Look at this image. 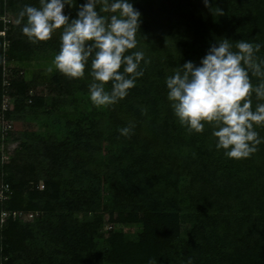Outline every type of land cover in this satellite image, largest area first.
Returning a JSON list of instances; mask_svg holds the SVG:
<instances>
[{"label":"trees","instance_id":"16d2710c","mask_svg":"<svg viewBox=\"0 0 264 264\" xmlns=\"http://www.w3.org/2000/svg\"><path fill=\"white\" fill-rule=\"evenodd\" d=\"M84 2L65 13L75 18ZM131 2L141 23L129 52L150 63L125 98L96 106L90 60L82 78L53 64L61 29L36 43L22 32L19 12L39 0H0V103L4 92L13 98L5 118L53 128L0 130V146L17 142L7 160L0 150V264H264V143L227 158L211 125H180L165 85L221 38L260 43L264 59V0ZM256 131L264 137V126Z\"/></svg>","mask_w":264,"mask_h":264},{"label":"clouds","instance_id":"9594fccd","mask_svg":"<svg viewBox=\"0 0 264 264\" xmlns=\"http://www.w3.org/2000/svg\"><path fill=\"white\" fill-rule=\"evenodd\" d=\"M204 3L207 6L208 0ZM66 6H74L73 0H39L38 7L26 4L18 14V23L33 43L46 41L61 29L55 68L69 78H82L90 60V100L96 106L113 105L144 75L141 63H150L144 51L129 52L137 49L141 13L131 0H85L75 18L65 13ZM231 41L221 38L210 45L199 64L186 61L174 69L165 85L181 126L189 133H200L205 124L211 125L216 149L227 158L241 159L264 143L256 131L264 126V102L253 107L251 99L254 93L264 101V59L256 55L260 43ZM250 73L261 78L258 84H252ZM109 81L111 89L106 90ZM131 131L132 126L120 129L124 136ZM187 264H193L192 260Z\"/></svg>","mask_w":264,"mask_h":264},{"label":"rangeland","instance_id":"374dc122","mask_svg":"<svg viewBox=\"0 0 264 264\" xmlns=\"http://www.w3.org/2000/svg\"><path fill=\"white\" fill-rule=\"evenodd\" d=\"M3 20H6L7 18H2ZM13 130L12 131H20V130H40V129H53L50 125H46L43 123H13L10 126ZM17 145V142H10L6 146L3 145V143L0 146V150L3 151V157L4 159H8L10 155L13 154V151ZM42 187V185H40ZM24 219V216H22ZM31 219V218H27ZM108 219V215L105 214L104 220L106 221ZM109 227H115L116 230L122 229L125 231H130L131 229L128 227H122V226H117V225H112L110 223H106L105 229H108Z\"/></svg>","mask_w":264,"mask_h":264},{"label":"built area","instance_id":"2783aa9c","mask_svg":"<svg viewBox=\"0 0 264 264\" xmlns=\"http://www.w3.org/2000/svg\"><path fill=\"white\" fill-rule=\"evenodd\" d=\"M1 109H0V130L5 132V131H9V130H13L10 126L12 125V123L5 118V112L9 109L12 108L13 105V98L8 96L5 92L2 94L1 96ZM6 191L7 188L5 187L4 189H2V187H0V198H6V194L3 193V191ZM20 218L22 216H24V218H32L33 217V213L31 212H19L18 213ZM4 218H6V214L3 213L2 215V221L4 220ZM23 218V217H22Z\"/></svg>","mask_w":264,"mask_h":264}]
</instances>
